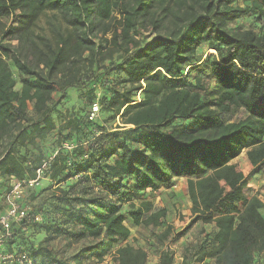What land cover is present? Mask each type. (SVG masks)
<instances>
[{
	"label": "trees",
	"instance_id": "trees-1",
	"mask_svg": "<svg viewBox=\"0 0 264 264\" xmlns=\"http://www.w3.org/2000/svg\"><path fill=\"white\" fill-rule=\"evenodd\" d=\"M248 13L256 29L230 30ZM148 29L154 36L139 41ZM202 46L214 55L197 60ZM196 69L210 89L189 81ZM232 108L246 116L226 120ZM242 153L249 176L231 164ZM263 169L264 0H0L3 192L41 172L7 252L30 264H90L116 247L117 264H145L142 250L120 247L126 221L162 227L166 212L146 195L181 178L191 219L178 237L215 225L192 246L190 264L256 256L264 264V203L245 196ZM90 234L97 241L70 258L51 246ZM159 264H173L172 253L162 251Z\"/></svg>",
	"mask_w": 264,
	"mask_h": 264
},
{
	"label": "rangeland",
	"instance_id": "rangeland-1",
	"mask_svg": "<svg viewBox=\"0 0 264 264\" xmlns=\"http://www.w3.org/2000/svg\"><path fill=\"white\" fill-rule=\"evenodd\" d=\"M243 5V4H242ZM40 26L45 28L44 21L41 22ZM258 23L255 18L251 16L250 13L244 15L237 24L232 23L229 25L230 30H239V29H256ZM7 28L14 32L15 34L20 32L21 29L17 27L16 23L10 22L7 24ZM47 33V32H46ZM154 33L151 29L146 31H140L137 39L139 41H144L152 38ZM15 44V42H13ZM214 55L213 51L207 50L205 46L200 47L197 50L196 59L205 60L207 56ZM107 65V63L105 64ZM198 65V64H197ZM194 65V66H197ZM193 66V67H194ZM195 79H200L203 84L208 86L210 89L213 86V82L208 78L207 71L194 70L189 77V81L193 84ZM72 101L68 105H64V109H71L72 104L76 102L77 95L72 94ZM139 99V96H138ZM94 111V110H93ZM246 116L244 111L232 108L230 113L225 115V119L231 122L238 121L243 119ZM119 118H117L113 123L112 127H116L120 124ZM231 164L236 165L237 171L241 172L244 176H249L251 172V166L246 160L245 153H242L237 159L231 162ZM185 179H180L174 181V184L170 188H162L155 193H148L146 198L151 201L153 204V210H165L166 215L164 219L161 220L162 227H159L155 231L150 229H145L143 227H135L130 219L126 221V226L130 229V237L122 242L120 247L128 246L133 250H142L146 254L145 264H159L160 254L164 250H168L172 253L173 264H190L191 263V248L197 242L202 240L205 235L210 234L215 230L214 224L204 225L198 223L194 225L190 230L184 233L183 236L178 237L180 233L185 229L188 222L191 219L190 214V203L187 195V185ZM1 183V182H0ZM39 183V182H38ZM45 181H41L40 185H43ZM264 184V169L261 170L258 174L252 176L246 187H245V196L247 199L251 197H257L260 201L264 203V190L262 189ZM0 184V216L7 209L6 204V192H3V187ZM16 183H12V188ZM34 186L30 187L28 185H21L19 191V197L16 201L19 208H27L30 205L32 197V189ZM129 210V205H124L122 211L126 214ZM262 216L264 217V209L261 211ZM29 233V231H28ZM33 235V234H31ZM99 236L97 234H90L88 238L67 245L66 242L56 240L51 244L52 248H55L61 255L65 258H70L75 255L78 250L83 246L93 245ZM116 247L111 249L108 253L102 256L101 262L97 260H90V264H117L114 260V252ZM262 259L259 256L255 257L254 264H262ZM201 264H221L217 260H205Z\"/></svg>",
	"mask_w": 264,
	"mask_h": 264
},
{
	"label": "built area",
	"instance_id": "built-area-1",
	"mask_svg": "<svg viewBox=\"0 0 264 264\" xmlns=\"http://www.w3.org/2000/svg\"><path fill=\"white\" fill-rule=\"evenodd\" d=\"M95 110V109H94ZM41 172L37 171V177L34 181L28 183L32 187L38 184ZM20 184H16L11 192L6 196L7 209L0 216V264L17 263V264H30L26 255L15 254L7 252L5 248L6 240L11 236L12 224L20 223L28 219V213L25 209H20L17 204V197H19ZM35 221L39 219L35 218Z\"/></svg>",
	"mask_w": 264,
	"mask_h": 264
},
{
	"label": "crops",
	"instance_id": "crops-1",
	"mask_svg": "<svg viewBox=\"0 0 264 264\" xmlns=\"http://www.w3.org/2000/svg\"><path fill=\"white\" fill-rule=\"evenodd\" d=\"M180 179H181V178H179V179H175V181H176V180H180ZM184 181H186V180H184Z\"/></svg>",
	"mask_w": 264,
	"mask_h": 264
}]
</instances>
